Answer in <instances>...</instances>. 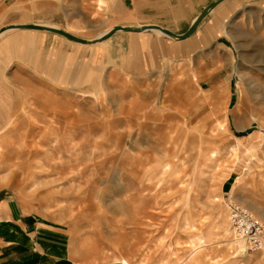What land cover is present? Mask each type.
<instances>
[{
  "label": "rangeland",
  "instance_id": "1",
  "mask_svg": "<svg viewBox=\"0 0 264 264\" xmlns=\"http://www.w3.org/2000/svg\"><path fill=\"white\" fill-rule=\"evenodd\" d=\"M189 1L187 21L214 0ZM8 3L0 0V29L47 25L94 40L112 25L79 0H28L6 17ZM229 16L217 39L226 47L146 70L123 62L127 43L115 38L82 56L75 75L63 61L61 86L48 72L38 84L30 69L29 86L13 95L0 189L69 230L79 264H264V250L249 251L227 219L240 200L264 211V0H227L203 26L217 20L221 30ZM237 139L244 145L232 154ZM191 243L203 247L191 254Z\"/></svg>",
  "mask_w": 264,
  "mask_h": 264
},
{
  "label": "crops",
  "instance_id": "2",
  "mask_svg": "<svg viewBox=\"0 0 264 264\" xmlns=\"http://www.w3.org/2000/svg\"><path fill=\"white\" fill-rule=\"evenodd\" d=\"M27 1L9 0V11L6 17L8 14L19 13L16 11L23 9ZM79 1L89 3L87 7L97 12L94 15L108 16V20L112 22L111 28L155 25L181 35L189 29L193 21H187L188 9L193 6L189 0ZM225 9L226 7L223 11H226ZM81 14L82 18H89L87 13L82 12ZM231 17L229 16L224 25L222 24L221 30H216L217 20L209 23L208 30L203 26L205 23H202L194 35L183 41H174L153 31L117 32L101 43L86 46L48 32L12 31L0 40V127L13 118L16 109L12 97L17 92L22 93L24 88L29 86L30 69L36 72L38 84L46 85V73L48 72L51 74L54 85L61 86L59 80L62 76L63 61H67L65 62L67 67L64 70H68L72 75L77 72L73 70V66H76L82 56H91L96 48L118 38L127 43V48H123V62L130 60L132 63L144 64V66H149L145 69L150 70L164 57H187L200 54L208 45L226 47L225 43L219 44L217 39L221 41L223 34L221 32L227 27ZM92 18L95 19L93 15ZM18 23L20 22H14L13 25H25ZM175 26L184 27L178 30ZM213 33H216L214 42H212ZM225 34L230 37L227 31ZM8 38H12L9 44L7 43ZM27 43L31 46L26 47ZM19 46H22L21 49L18 48ZM12 49H15L17 54L8 55ZM64 50H66L65 53ZM15 57L20 58L17 60V67L20 66L21 69L17 72L12 69L13 73L9 75V68L12 65L10 61ZM13 75L14 79L19 81L18 85L12 82ZM69 234L66 228L48 223L40 212L24 204L13 193L0 189V264H79L69 248Z\"/></svg>",
  "mask_w": 264,
  "mask_h": 264
},
{
  "label": "water",
  "instance_id": "3",
  "mask_svg": "<svg viewBox=\"0 0 264 264\" xmlns=\"http://www.w3.org/2000/svg\"><path fill=\"white\" fill-rule=\"evenodd\" d=\"M227 0H214L210 4H208L205 8L202 9V11L194 18L192 21L189 29L181 34H175L167 29H163L161 27L155 26V25H148V26H142V27H121L116 26L108 30L106 33H104L102 36L94 39V40H85L78 38L76 36H73L69 33H67L64 30L58 29L56 27L47 26V25H35V24H29V25H9L6 27H3L0 29V36L4 34L7 31H40V32H48L55 35H58L70 42L80 44V45H95L98 43H101L105 41L106 39L110 38L112 35H114L117 32H132V33H141V32H147V31H153L158 32L161 35L172 39L174 41H183L192 35L196 33L200 25L204 22V20L211 14L217 7H219L222 3L226 2Z\"/></svg>",
  "mask_w": 264,
  "mask_h": 264
},
{
  "label": "built area",
  "instance_id": "4",
  "mask_svg": "<svg viewBox=\"0 0 264 264\" xmlns=\"http://www.w3.org/2000/svg\"><path fill=\"white\" fill-rule=\"evenodd\" d=\"M228 223L234 237L243 241L249 251L264 250V223L236 203L228 205Z\"/></svg>",
  "mask_w": 264,
  "mask_h": 264
},
{
  "label": "bare ground",
  "instance_id": "5",
  "mask_svg": "<svg viewBox=\"0 0 264 264\" xmlns=\"http://www.w3.org/2000/svg\"><path fill=\"white\" fill-rule=\"evenodd\" d=\"M232 18H230L228 20V23L231 21ZM12 31H7L5 32L4 34H2L0 36V40H2L8 33H10ZM157 34L161 35L160 33L156 32ZM102 36V35H101ZM230 36V35H229ZM70 78V77H69ZM12 119V118H11ZM9 119V121L6 123V127H9L11 124H12V120ZM1 128V127H0ZM245 141V140H244ZM248 141V140H246ZM248 143V142H247ZM244 143L242 140L240 139H237L236 141V144L231 148V152L232 154H236V151L241 149L243 147ZM245 148V147H244ZM217 156L214 154V153H211L209 158L206 159L207 161L209 162H215L217 161ZM213 164V163H212ZM214 166V165H213ZM240 200V199H239ZM237 205H239L240 207H243L245 209H247L251 214H257L258 216L254 215L257 217V219H259L260 221H262L264 223V211L261 210L258 206H256L255 204L251 203V202H248L246 200H240L239 201V204L237 203ZM253 212V213H252ZM260 217V218H259ZM203 242L200 243V245H202ZM203 246H200V247H197V245H195L194 243H191V247H190V251H191V254L196 252L198 248H201ZM120 264H130L127 259H121V260H118Z\"/></svg>",
  "mask_w": 264,
  "mask_h": 264
}]
</instances>
